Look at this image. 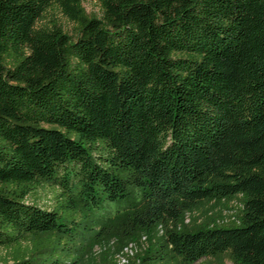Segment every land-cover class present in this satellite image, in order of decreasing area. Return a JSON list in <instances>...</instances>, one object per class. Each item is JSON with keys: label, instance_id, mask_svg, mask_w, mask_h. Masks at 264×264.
Wrapping results in <instances>:
<instances>
[{"label": "trees", "instance_id": "1", "mask_svg": "<svg viewBox=\"0 0 264 264\" xmlns=\"http://www.w3.org/2000/svg\"><path fill=\"white\" fill-rule=\"evenodd\" d=\"M97 1L0 0V264H65L100 209L166 226L137 264H264V0ZM236 195L237 224L167 227Z\"/></svg>", "mask_w": 264, "mask_h": 264}, {"label": "rangeland", "instance_id": "2", "mask_svg": "<svg viewBox=\"0 0 264 264\" xmlns=\"http://www.w3.org/2000/svg\"><path fill=\"white\" fill-rule=\"evenodd\" d=\"M83 6L89 14L100 15V6L97 0H83ZM71 28L70 23H66ZM48 192L40 190L36 202L46 205ZM129 201L124 200L109 205L112 212L115 209L126 207ZM243 197L236 195L232 198L209 199L202 201L197 207L187 210L176 223H169L168 229L175 228L180 231H191L204 227H215L239 223L242 215ZM104 209L90 213L92 220L82 217L81 229L86 230L88 224L95 230L101 226H110L111 233L101 240L94 238V233L81 234L72 242L69 241L71 251L64 255L65 264H137L147 252H154L164 243L166 226L158 225L150 230H138L129 235L118 227L114 222H108L100 217ZM94 230V229H93ZM90 230V231H93ZM125 259L124 263L121 262ZM167 262L171 264H183L179 258L167 256ZM193 264H233L229 255L224 254L216 257H206Z\"/></svg>", "mask_w": 264, "mask_h": 264}, {"label": "bare ground", "instance_id": "3", "mask_svg": "<svg viewBox=\"0 0 264 264\" xmlns=\"http://www.w3.org/2000/svg\"><path fill=\"white\" fill-rule=\"evenodd\" d=\"M125 259H122L121 262L124 263Z\"/></svg>", "mask_w": 264, "mask_h": 264}]
</instances>
